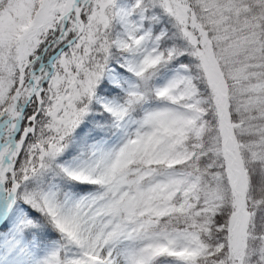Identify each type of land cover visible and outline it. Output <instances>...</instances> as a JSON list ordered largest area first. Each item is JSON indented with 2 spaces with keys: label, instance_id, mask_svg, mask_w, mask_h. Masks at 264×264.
<instances>
[{
  "label": "snow or ice",
  "instance_id": "obj_1",
  "mask_svg": "<svg viewBox=\"0 0 264 264\" xmlns=\"http://www.w3.org/2000/svg\"><path fill=\"white\" fill-rule=\"evenodd\" d=\"M0 264H264V0H0Z\"/></svg>",
  "mask_w": 264,
  "mask_h": 264
}]
</instances>
